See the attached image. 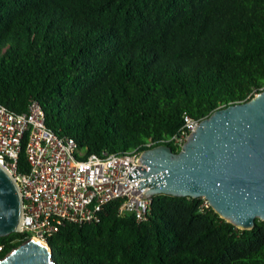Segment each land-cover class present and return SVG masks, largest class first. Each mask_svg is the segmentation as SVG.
I'll return each mask as SVG.
<instances>
[{
	"label": "trees",
	"instance_id": "trees-1",
	"mask_svg": "<svg viewBox=\"0 0 264 264\" xmlns=\"http://www.w3.org/2000/svg\"><path fill=\"white\" fill-rule=\"evenodd\" d=\"M263 89L264 0H0V106L21 113L36 102L81 158L146 149L184 115L201 119ZM114 208L50 235L51 260L264 264V221L238 229L201 197L153 195L140 222ZM27 239L0 236V258Z\"/></svg>",
	"mask_w": 264,
	"mask_h": 264
},
{
	"label": "water",
	"instance_id": "water-1",
	"mask_svg": "<svg viewBox=\"0 0 264 264\" xmlns=\"http://www.w3.org/2000/svg\"><path fill=\"white\" fill-rule=\"evenodd\" d=\"M143 178L141 197H201L238 229L264 221V89L201 118L177 151L166 144L142 149L126 178ZM21 199L0 164V236L19 231ZM47 245L28 238L0 264H56Z\"/></svg>",
	"mask_w": 264,
	"mask_h": 264
},
{
	"label": "built area",
	"instance_id": "built-area-1",
	"mask_svg": "<svg viewBox=\"0 0 264 264\" xmlns=\"http://www.w3.org/2000/svg\"><path fill=\"white\" fill-rule=\"evenodd\" d=\"M199 120L184 115L177 132L158 141L147 140L142 147L170 142L178 150ZM140 151L139 147L121 153L102 150L81 158L72 138L45 126L36 102H30L21 113L0 106V164L20 195L18 232L27 233L28 238L43 245L64 225L96 222L108 203H114L117 215L144 221L151 197H141L146 187L136 188L142 177L130 181L126 178ZM20 153L25 171L18 169Z\"/></svg>",
	"mask_w": 264,
	"mask_h": 264
},
{
	"label": "bare ground",
	"instance_id": "bare-ground-1",
	"mask_svg": "<svg viewBox=\"0 0 264 264\" xmlns=\"http://www.w3.org/2000/svg\"><path fill=\"white\" fill-rule=\"evenodd\" d=\"M32 240L36 241L34 238Z\"/></svg>",
	"mask_w": 264,
	"mask_h": 264
}]
</instances>
